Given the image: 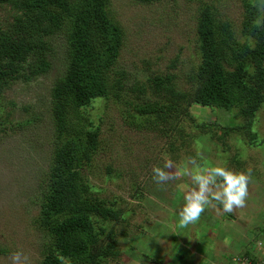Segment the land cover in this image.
<instances>
[{"label":"rangeland","instance_id":"rangeland-1","mask_svg":"<svg viewBox=\"0 0 264 264\" xmlns=\"http://www.w3.org/2000/svg\"><path fill=\"white\" fill-rule=\"evenodd\" d=\"M247 1L259 5L264 2L108 0L111 15L124 33L115 69L126 72L128 86L136 78L148 79L153 72L173 73L179 87L191 90L188 78L199 61V58L196 61L197 22L202 7L210 5L215 16L231 22L240 33ZM6 9L0 11L4 16L8 14ZM51 48V67L47 72L31 79L16 80L0 97V264H11L10 254L17 249H22L29 257L28 264H40L53 246L50 235L36 220L41 211L44 180L55 140L51 90L67 66L64 33L52 39ZM127 96L124 102L113 97L106 101L98 99L92 110L101 134L99 152L90 171L91 184L101 191V196L116 199L117 205L124 210L123 216L130 222L128 234L120 240L122 261L111 260L112 263L262 264L263 258L258 259V256L264 251L261 245L264 241V111L259 113L253 127L258 133L255 140L259 144L251 143L247 131L241 130V135L227 136L229 147H223L215 139L201 137L200 141L197 137L199 140L192 142L187 152L171 148L172 131L126 122L121 109H130L132 114L133 110L125 101L142 102L147 97L132 93ZM190 109L199 120L219 122L221 127L214 129L218 135L222 134L228 116L234 113L228 115L220 108L197 104ZM135 119L137 122L138 118ZM189 152L203 153L197 157L203 162L227 166L231 158L239 154L242 163L229 168L235 171L251 168L252 175L243 207L227 214L219 206L209 207L197 223L179 229L176 221L183 205V194L195 185L186 176L158 184L152 178V167L162 165L164 157L180 167L189 157H195ZM111 165L121 170L126 180L120 177L114 181L105 179L103 173ZM133 177L134 182H130ZM138 191L142 195L140 199L135 197ZM143 225L145 229H141ZM222 225V230H218ZM201 243L208 251L198 247ZM249 244H255L250 251L255 261L244 255ZM206 251V256L200 258Z\"/></svg>","mask_w":264,"mask_h":264},{"label":"trees","instance_id":"trees-1","mask_svg":"<svg viewBox=\"0 0 264 264\" xmlns=\"http://www.w3.org/2000/svg\"><path fill=\"white\" fill-rule=\"evenodd\" d=\"M245 4L240 33L231 22L215 16L210 5L202 7L197 22L199 61L188 78L191 90H185L173 73L153 72L128 86L126 72L115 69L124 33L108 0H0V11H8L5 16L0 12V97L16 80L47 72L52 39L60 33L66 39V70L51 90L55 140L36 220L53 246L40 264L122 261L120 240L128 234L129 218L116 199L101 196L91 184L101 134L92 111L96 100L150 94L142 102L125 101L133 110L132 114L121 109L125 121L172 131L171 148L178 151H190L197 137L215 139L226 148L227 136L241 135V130L247 131L251 143L259 144L253 127L264 111V2ZM193 104L234 113L218 135L214 129L221 127L219 122L199 120L191 112ZM188 154L197 158L203 153ZM240 163L239 154L234 155L227 167ZM103 174L105 179L126 180L112 165ZM135 197L140 199L141 192ZM250 251L245 249V257L255 261Z\"/></svg>","mask_w":264,"mask_h":264},{"label":"clouds","instance_id":"clouds-1","mask_svg":"<svg viewBox=\"0 0 264 264\" xmlns=\"http://www.w3.org/2000/svg\"><path fill=\"white\" fill-rule=\"evenodd\" d=\"M174 169V170H171ZM252 169L235 171L226 164H216L189 157L177 167L174 162L163 158L162 165H153L152 178L158 184H167L182 176L190 177L195 187L183 194V205L177 214V227L185 229L199 221L209 207L219 206L223 213H231L246 203ZM11 264H28L29 257L22 249L10 254Z\"/></svg>","mask_w":264,"mask_h":264},{"label":"crops","instance_id":"crops-1","mask_svg":"<svg viewBox=\"0 0 264 264\" xmlns=\"http://www.w3.org/2000/svg\"><path fill=\"white\" fill-rule=\"evenodd\" d=\"M216 220H218V217H217ZM226 226L229 227L230 225H226ZM222 228H223V225L220 226V227L218 228V230L221 231ZM256 239H258V236H257ZM261 245L264 247V241H263V243H262ZM254 246H255V244H254V245H253V244H249V245H248V247H249L250 250L253 249ZM198 247H200L201 250H202V248H203V249H207V251H208V247H207L206 245L202 244V243H201V244H198ZM207 251H206L204 254H202L201 256H199V257L201 258L202 256H206ZM199 252H201V251H199ZM244 255H245V254H244ZM197 257H198V255H197ZM253 257L255 258V256H253ZM262 258H263V262H262V264H264V251H263L262 254H260V255L258 256V259H262Z\"/></svg>","mask_w":264,"mask_h":264},{"label":"built area","instance_id":"built-area-1","mask_svg":"<svg viewBox=\"0 0 264 264\" xmlns=\"http://www.w3.org/2000/svg\"><path fill=\"white\" fill-rule=\"evenodd\" d=\"M246 260H247V258L244 259V261H246Z\"/></svg>","mask_w":264,"mask_h":264}]
</instances>
